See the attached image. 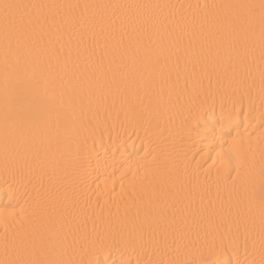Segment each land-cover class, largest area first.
<instances>
[{
    "label": "snow or ice",
    "instance_id": "1",
    "mask_svg": "<svg viewBox=\"0 0 264 264\" xmlns=\"http://www.w3.org/2000/svg\"><path fill=\"white\" fill-rule=\"evenodd\" d=\"M0 45L3 149L6 161L10 151L18 158L17 174L38 170L43 182L52 167L54 175L49 156L53 139L70 158L77 105L83 111L93 101L132 97L142 109L145 103L158 110L163 104L186 112L177 146L184 163L174 164L164 182L151 186L143 219L137 212L113 225L103 215H90L89 205L81 208L75 198L66 204L53 197L45 209L33 208L27 200L13 204L10 194L3 209L0 264H100L99 253L112 249L139 250L136 264H264V154L259 188L252 180L242 185V202L237 187L244 167L238 117L257 88L264 105V0H0ZM257 54L258 85L251 71ZM237 68L244 69L242 75ZM214 90L231 91L234 116L213 126L220 148H212L216 158L201 181L203 165L193 147L205 107H214L208 105ZM45 139L50 141L47 147ZM124 196L138 193L133 188L122 192ZM139 199L143 202V196ZM37 217L40 222L33 226ZM9 218L20 225L11 238ZM228 252L232 256L225 260ZM257 253L259 260L249 261Z\"/></svg>",
    "mask_w": 264,
    "mask_h": 264
},
{
    "label": "bare ground",
    "instance_id": "2",
    "mask_svg": "<svg viewBox=\"0 0 264 264\" xmlns=\"http://www.w3.org/2000/svg\"><path fill=\"white\" fill-rule=\"evenodd\" d=\"M38 2V0H37ZM55 2V0H45ZM59 2H86V0H59ZM90 2H108V0H90ZM122 2V0H112ZM129 2H153V3H239L247 0H129ZM4 54L3 46L0 45V257L3 254V241L5 235L4 206L9 202V195H13L12 203L19 199L29 202L33 208L39 206L47 208L53 197H59L61 202L69 204L75 198L80 201L79 207L85 203L89 205V214L95 212L98 216L103 215L113 225L125 218L131 219L140 213L143 219L144 206L147 204L151 186L160 184L166 180L167 170L174 164L179 166L184 163L177 151V146L182 131V121L186 112L179 109L165 108L161 104L158 110L155 104L145 103L142 109L135 98L129 101H121L120 98L113 103L112 99L104 102H96L85 105L83 111L77 105L74 108L75 126L72 131L73 142L71 156L64 157L62 147L58 149L55 139L51 140L49 156L55 163L53 168L46 169L47 175L43 182L40 180L41 173L36 170L31 173L24 171L23 175L17 174L20 167L18 158L10 151L6 161L3 149V112L5 106V77H4ZM238 75H242L243 68L236 69ZM259 84V60L251 69ZM231 75V73H229ZM227 88V80H225ZM207 86V81H205ZM223 98V100H222ZM203 99V98H202ZM238 99V97H237ZM221 100L223 108H221ZM205 107V119L201 122L200 134L196 137L193 151L195 159L203 165L200 173L201 181L204 180L205 170L216 158L215 148L219 151L220 138L212 135V128L216 121H227L233 118V97L231 91L221 90L215 92L208 99ZM142 113V115H141ZM264 105L261 104L259 90L253 93L251 99H245L243 114L238 117L241 127L240 144L243 146L242 161L244 167L241 177L237 181V187L241 188L240 199L244 201L242 185L252 180L257 189L260 183L261 158L264 154ZM245 115L248 119H245ZM220 131L216 126V132ZM233 135H236L234 132ZM39 142V141H38ZM47 147L50 141L44 140ZM43 150V149H41ZM191 158V157H190ZM195 167V165H190ZM218 167V165H217ZM235 167V163H233ZM215 176L216 167L211 169ZM235 176V172L232 173ZM13 176L15 178H13ZM51 177V183L49 182ZM123 184V189H121ZM135 188L137 197L124 196L121 193H131ZM115 189V191H113ZM27 193V195H23ZM227 193H225L226 195ZM143 196V202L139 199ZM67 198V199H65ZM99 205V207L97 206ZM17 215L19 208L16 209ZM9 238L13 232L20 228L12 218L8 219ZM40 222L37 217L33 226ZM27 226V221H25ZM232 256L228 252L224 259ZM139 250L133 252L129 249H112L99 253L100 264H136ZM240 258H245L241 248ZM156 259V257H153ZM249 261L259 260V255L248 256Z\"/></svg>",
    "mask_w": 264,
    "mask_h": 264
}]
</instances>
